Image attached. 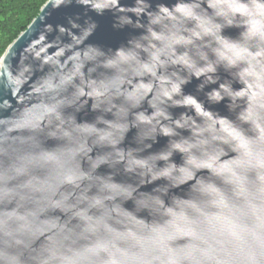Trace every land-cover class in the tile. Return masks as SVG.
<instances>
[{
	"label": "water",
	"instance_id": "95a60500",
	"mask_svg": "<svg viewBox=\"0 0 264 264\" xmlns=\"http://www.w3.org/2000/svg\"><path fill=\"white\" fill-rule=\"evenodd\" d=\"M0 264H264V0H47L0 56Z\"/></svg>",
	"mask_w": 264,
	"mask_h": 264
},
{
	"label": "trees",
	"instance_id": "16d2710c",
	"mask_svg": "<svg viewBox=\"0 0 264 264\" xmlns=\"http://www.w3.org/2000/svg\"><path fill=\"white\" fill-rule=\"evenodd\" d=\"M47 0H0V56Z\"/></svg>",
	"mask_w": 264,
	"mask_h": 264
}]
</instances>
